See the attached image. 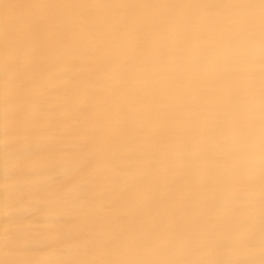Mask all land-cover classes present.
<instances>
[{
  "label": "bare ground",
  "instance_id": "bare-ground-1",
  "mask_svg": "<svg viewBox=\"0 0 264 264\" xmlns=\"http://www.w3.org/2000/svg\"><path fill=\"white\" fill-rule=\"evenodd\" d=\"M264 264L261 0H0V264Z\"/></svg>",
  "mask_w": 264,
  "mask_h": 264
},
{
  "label": "snow or ice",
  "instance_id": "snow-or-ice-1",
  "mask_svg": "<svg viewBox=\"0 0 264 264\" xmlns=\"http://www.w3.org/2000/svg\"><path fill=\"white\" fill-rule=\"evenodd\" d=\"M261 6L264 8V0H261ZM73 264H89L86 261L73 262ZM95 264H128V262H119V261H104V262H95Z\"/></svg>",
  "mask_w": 264,
  "mask_h": 264
}]
</instances>
